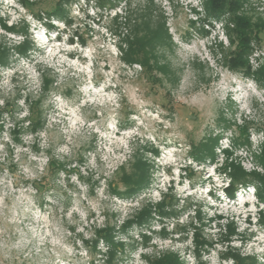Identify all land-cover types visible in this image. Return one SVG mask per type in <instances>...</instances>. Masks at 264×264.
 Masks as SVG:
<instances>
[{"label": "rangeland", "instance_id": "obj_1", "mask_svg": "<svg viewBox=\"0 0 264 264\" xmlns=\"http://www.w3.org/2000/svg\"><path fill=\"white\" fill-rule=\"evenodd\" d=\"M22 1L0 0V20L19 27L26 20L34 49L28 59L12 58L0 70V98L20 99L24 116L23 97L40 93L41 71L55 81L44 103L45 130L23 135L22 144L7 130L0 142V264H105L106 256L90 255L79 234L93 239L94 228L106 219L118 229L143 205L170 195L178 200L177 216L153 214L143 227L116 233L127 247L119 264H147L144 256L159 252L197 264L194 233L186 226L191 220L198 224L199 210L203 235L214 243L199 264H235L224 257L229 245L264 264V202L254 187L264 181V0L239 4V17L262 26L251 34L242 71L230 61L239 47L228 29L232 15H209L206 0H125L116 10L102 9L95 0H72L62 19L50 21L33 16L51 11L57 0H40L31 9ZM146 7L151 28L165 22L173 43L156 47L159 69L152 76L121 60L113 21L116 13ZM9 40L24 38L0 27V43ZM35 138H40L38 156L31 149ZM212 149L214 161L207 156ZM47 150L65 158L73 171L59 173L41 210L25 183L44 174ZM137 151L152 162V186L132 199L119 198L112 190L124 187L113 176ZM12 157L21 163L16 177L7 169ZM235 169L249 177L231 199L226 189ZM216 216L223 218L213 220ZM229 222L239 233L231 242L222 237ZM177 225L187 230L176 233ZM163 228L168 237L161 235ZM144 235L151 238L149 246ZM101 251L106 252L104 245Z\"/></svg>", "mask_w": 264, "mask_h": 264}, {"label": "trees", "instance_id": "obj_2", "mask_svg": "<svg viewBox=\"0 0 264 264\" xmlns=\"http://www.w3.org/2000/svg\"><path fill=\"white\" fill-rule=\"evenodd\" d=\"M40 0H25L22 1L23 6L26 9H31L37 5ZM72 0H57L54 8L51 11L39 12L34 14V18L39 21H48L52 18L62 19L65 14V8L71 3ZM97 5L102 9L116 10L125 0H95ZM207 1V12L209 15H215V17H224L226 14H231V22L233 28L228 26L229 31L236 34L239 40L238 51L233 54L231 58L232 66L236 69H247V60L251 51V41L252 32L256 28L257 31L262 29V26L257 24L252 25L249 20L237 15L239 9V4L241 0H206ZM151 5H153L151 3ZM151 9V8H150ZM150 9L146 7L143 10H131L126 9L124 16L122 14L116 13L113 21L117 24L116 36L119 38V43L117 44L118 51L121 54V60L128 65L136 64L145 73L153 75L155 69H159L157 65L156 57V47L161 44H173L172 38L169 35V31L166 27V23H160L155 29L151 28L153 23L151 15L149 13ZM21 27L18 24H13L8 26L5 22L0 20V27L7 34L15 35L24 38L23 42H15L9 40L10 42L0 43V70L5 67L10 66L12 58H26L28 59L31 52L34 49V45L30 41L31 33L30 26L26 20L21 21ZM51 27V24H46ZM122 28L124 30L122 31ZM264 28V24H263ZM120 30L122 32H120ZM249 73V71L247 70ZM54 76L51 73L41 71V89L40 93L35 96L32 94L23 97L25 104L24 116H22V111H20L21 105L19 104L20 99L14 101L7 100L9 97L0 98V142L3 143V134L9 130V134L16 144H22V136L25 134L38 136L46 127V118L44 114V103L48 94L51 92L54 84ZM22 108V107H21ZM20 111V112H19ZM8 123V127L7 126ZM40 138H35L32 145V152L35 155H41V148L39 147ZM217 140H213V144H216ZM8 150L13 154L14 150L6 144ZM145 151H148V147H144ZM152 153L158 155V150L154 147L151 148ZM47 154V163L44 174L35 180L26 181L25 185L27 189L33 190L35 193V198L38 200V206L41 210L45 207L46 196L51 193L54 189L52 184L56 178L59 177V173H69L71 168H69L70 163L56 158L51 150L45 151ZM150 153V154H152ZM209 159L214 161L215 154L213 149L207 153ZM195 159L201 160L204 157L199 154H195ZM21 163L14 160L12 157L8 164L9 174L16 177L19 172ZM69 168V169H68ZM3 166H1V172H3ZM154 176V170L152 162L147 158L144 152H135L133 159L127 164L121 166L113 178L117 181L119 185H123L124 191H120L119 188H113L112 193L123 199H132L140 195V193L148 192L152 186V178ZM249 175L244 171L234 170L231 175V182L229 187L226 189L227 196L229 198H234L235 193L238 191L240 184L239 182L246 181ZM113 182H109V187H112ZM247 185V183H243ZM256 190V197L259 201L264 202V181L259 184H254ZM169 199V201H168ZM178 200L173 196H163L161 202L154 204L143 205L140 210L136 212L134 219L126 220L120 227L110 225L107 219L103 226L94 228V238L85 239L84 235L79 234L80 239L84 247L89 250L90 255L96 257L97 255L106 256L107 260L105 264H119L123 263L126 259V244L121 241L117 236V232H127L134 225L144 226L151 220H154L153 214L158 215L160 218H170L172 216H177L176 210L174 208L177 205ZM168 210V211H167ZM204 216L199 210L197 214L196 221L191 220V223L186 226L190 227L191 231L194 233V247L192 248V255L196 259L197 264L200 263L206 251L211 250L214 243H209L205 239V234L203 235V229L206 230L204 224ZM214 220V219H213ZM211 220V221H213ZM222 220V218H219ZM227 229V233L223 232L222 237L225 241L231 242L233 237L238 236V230L234 222H229L224 225ZM69 232L76 233L74 227L68 228ZM187 228L177 225L174 232L182 233L186 231ZM161 235L168 237L169 234L166 229H162ZM145 246H149L151 238L149 236H143ZM101 245L106 247V252L101 251ZM224 254L225 259H233L235 264H260L257 260V256H242L238 249L228 246ZM147 264H185L183 258L174 252L167 253H156L153 255H145ZM94 264V262H92Z\"/></svg>", "mask_w": 264, "mask_h": 264}, {"label": "bare ground", "instance_id": "obj_3", "mask_svg": "<svg viewBox=\"0 0 264 264\" xmlns=\"http://www.w3.org/2000/svg\"><path fill=\"white\" fill-rule=\"evenodd\" d=\"M21 94V93H20ZM18 97V96H17ZM15 100V99H14ZM123 166V165H122ZM227 196V195H226ZM234 199V198H231ZM219 218H223V216H216L214 220H218ZM261 264V263H260Z\"/></svg>", "mask_w": 264, "mask_h": 264}]
</instances>
